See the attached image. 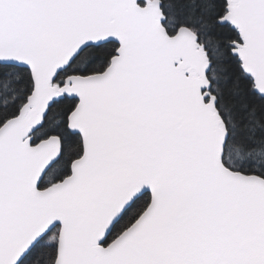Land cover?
<instances>
[{
	"label": "snow or ice",
	"instance_id": "1",
	"mask_svg": "<svg viewBox=\"0 0 264 264\" xmlns=\"http://www.w3.org/2000/svg\"><path fill=\"white\" fill-rule=\"evenodd\" d=\"M0 264H264V0H0Z\"/></svg>",
	"mask_w": 264,
	"mask_h": 264
}]
</instances>
